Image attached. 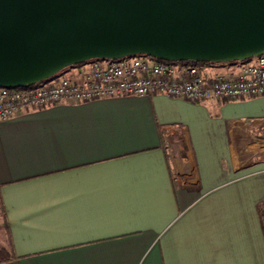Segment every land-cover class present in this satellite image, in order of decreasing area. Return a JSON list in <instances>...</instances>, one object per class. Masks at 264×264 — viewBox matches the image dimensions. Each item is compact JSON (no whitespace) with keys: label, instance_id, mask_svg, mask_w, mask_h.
Masks as SVG:
<instances>
[{"label":"crops","instance_id":"1","mask_svg":"<svg viewBox=\"0 0 264 264\" xmlns=\"http://www.w3.org/2000/svg\"><path fill=\"white\" fill-rule=\"evenodd\" d=\"M263 205L264 97L0 120V264H264Z\"/></svg>","mask_w":264,"mask_h":264},{"label":"water","instance_id":"2","mask_svg":"<svg viewBox=\"0 0 264 264\" xmlns=\"http://www.w3.org/2000/svg\"><path fill=\"white\" fill-rule=\"evenodd\" d=\"M136 56L215 64L264 56V0H0V88Z\"/></svg>","mask_w":264,"mask_h":264},{"label":"built area","instance_id":"3","mask_svg":"<svg viewBox=\"0 0 264 264\" xmlns=\"http://www.w3.org/2000/svg\"><path fill=\"white\" fill-rule=\"evenodd\" d=\"M209 73L198 62H162L147 56L92 60L67 74L21 89L0 88V120L61 103L165 95L193 103L264 97V56ZM209 73V74H208ZM264 230V205L261 209Z\"/></svg>","mask_w":264,"mask_h":264},{"label":"rangeland","instance_id":"4","mask_svg":"<svg viewBox=\"0 0 264 264\" xmlns=\"http://www.w3.org/2000/svg\"><path fill=\"white\" fill-rule=\"evenodd\" d=\"M202 67H204L205 69H208L209 68V66H202ZM71 68H68V69H66V70H64L63 72H61V74H67V71H69ZM2 215V212H1V209H0V216Z\"/></svg>","mask_w":264,"mask_h":264},{"label":"trees","instance_id":"5","mask_svg":"<svg viewBox=\"0 0 264 264\" xmlns=\"http://www.w3.org/2000/svg\"><path fill=\"white\" fill-rule=\"evenodd\" d=\"M163 62V61H162ZM201 66H211V65H218V64H215V63H199Z\"/></svg>","mask_w":264,"mask_h":264}]
</instances>
